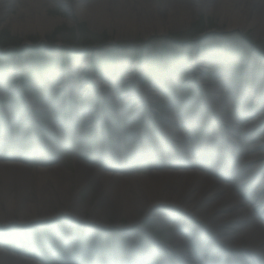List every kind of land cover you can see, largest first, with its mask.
I'll return each instance as SVG.
<instances>
[{"label": "rangeland", "instance_id": "1", "mask_svg": "<svg viewBox=\"0 0 264 264\" xmlns=\"http://www.w3.org/2000/svg\"><path fill=\"white\" fill-rule=\"evenodd\" d=\"M165 1L170 8L191 7L192 19L161 20L165 32L151 20H104L96 30L87 19L73 23L70 8L53 4L48 15L64 22L45 37L38 32L15 34L4 23L0 29V153L23 156L24 174L45 162L50 169L60 168L49 179L64 185L82 211L75 215L69 209L33 224L0 225V240L17 250L41 253L44 264H109L112 249L114 264H122L128 239H140L149 248L145 264H163L178 252L169 216L159 214L170 213L168 207L159 209L160 217H146L141 209L138 223L110 213L96 216L105 212L107 205L97 182L79 180L78 163L122 172L134 168L132 173L146 174L149 166L168 160L169 153L137 156L136 149L145 134L160 129L165 118L183 115L189 122H198L178 129L185 137L184 148L190 149V140L204 148L209 135L222 139L223 123L216 120L207 125L212 118L228 120L248 111L260 115L264 112V34H257L252 25L231 27L232 22L218 13L201 9L200 0ZM10 14L18 16L17 7ZM164 49L175 55L172 61L164 60L158 66L152 59L146 60L147 65L138 59L141 54H153L157 61ZM5 51L7 54H1ZM107 51L115 53L111 64L115 67L103 69L99 77L90 68L92 55ZM195 56L211 57L196 81L188 69ZM153 82L162 86L163 92H158V97L148 93L145 102L136 99L139 90L153 89ZM197 82L203 88L197 89ZM188 83L192 86L183 87ZM207 86L220 87L226 93L223 108L216 114L205 104L212 96ZM261 107V112H256ZM256 133H250L254 137L249 142L256 139ZM109 152L118 156L111 157ZM186 162L178 161L181 166ZM50 186L56 190L53 183ZM16 191L14 184L11 193ZM35 195L30 188L26 192L27 197ZM171 213L176 224L192 225L181 212ZM71 219H79L81 224L67 225ZM253 227L257 233L264 232L257 221ZM3 229L10 232L2 233ZM152 242L155 246L150 247ZM118 250L123 257L115 258Z\"/></svg>", "mask_w": 264, "mask_h": 264}, {"label": "bare ground", "instance_id": "2", "mask_svg": "<svg viewBox=\"0 0 264 264\" xmlns=\"http://www.w3.org/2000/svg\"><path fill=\"white\" fill-rule=\"evenodd\" d=\"M53 4H64L70 8L73 13V23L87 19L91 27L96 30L101 29L104 20L106 22L151 20L160 32H165L161 20L192 19L191 7L177 5L170 8L165 0L161 2L157 0L129 2L126 0H0V29L6 23L15 34L26 36L38 32L45 37L64 22L48 15ZM200 4L203 6L201 9L218 13L223 20L231 21V27L252 25L256 27L257 34H264V0H200ZM14 7L18 9V16L10 14ZM200 68L203 67L199 66L196 69L200 71ZM200 74L201 72L198 73ZM209 91L215 98L213 109L221 110L222 98L226 93L220 87L210 88ZM152 93L159 94L154 90ZM251 121L252 124L245 126L235 118L223 120L229 133L225 134L222 145H228L231 152H236L238 145L244 147L243 143L252 136L247 135L252 130H256L252 127L263 124L264 112ZM181 122L180 117L177 120L171 117L165 118L161 136L163 140L165 138L168 140L176 154L172 162L162 161L161 165H154L146 174L121 173L119 169L111 167H90L85 163H78L79 171L82 173L79 180L82 183L89 179L97 182L101 197L107 205L106 211L95 213L96 216L105 217L110 213L119 218L127 217L138 223L141 219L139 216L141 209L146 217H160L162 213L159 209L162 207H177L187 219L197 224V227L181 229L182 235H186L187 239L176 234L173 240L180 249L177 254L182 263L201 264L208 260L218 264L220 257L212 248H221L226 256L230 255L227 253L234 252L232 262L228 259H220V262L225 264H249V258L264 260V232L257 233L254 227L249 229L255 220L252 212L256 206L264 202V197L258 200L256 199L258 193H254L250 201H247L236 195L229 183L216 180L212 175L201 172L205 167L201 169L199 161H191L186 167L178 164L177 162L184 157L197 158V153H193L192 149L183 148L185 137L177 130L182 126ZM240 129L246 130L247 135L239 132ZM209 141L211 142L212 139ZM160 145L161 141L152 140L150 145L145 147V153L151 154L152 146L159 148ZM245 150L248 155L241 165L249 166L254 162L255 170L264 168V131L260 133L258 140L251 146L245 147ZM111 154L118 156L116 153ZM232 155L234 153H229L227 160H230ZM257 158L258 160H255ZM23 160L20 154L0 153V225L33 224L60 216L63 212L68 213L69 209L75 215L82 211V207L66 192L64 185L60 186L55 179L50 180L57 171L61 170L60 168L50 169L47 167L48 162H45L32 173L24 174ZM252 177L249 176L250 179ZM246 179L238 177L233 183L244 191L248 184L243 185L242 182ZM50 182L55 185L56 190L51 188ZM14 184L17 185V191L12 194L11 189ZM29 188L35 192L34 197L26 196ZM196 231L199 237L194 234ZM190 243L194 244L193 248ZM140 244V241L131 240L130 247L139 248ZM190 248L193 252L189 250ZM16 250L1 240L0 264H42L40 253L25 250L20 255H16L14 253ZM144 254L146 255L147 252H142L140 258H143Z\"/></svg>", "mask_w": 264, "mask_h": 264}, {"label": "trees", "instance_id": "3", "mask_svg": "<svg viewBox=\"0 0 264 264\" xmlns=\"http://www.w3.org/2000/svg\"><path fill=\"white\" fill-rule=\"evenodd\" d=\"M93 56H94V58H93V67L96 70H98V71H100V69L102 67H105V66H108L109 64H112L113 63V59H115V53L114 52H108V51L107 52L98 53V54L96 53ZM174 56L175 55H173V53L169 52L167 49H164V50H162L160 52L159 60L157 58V61L154 60L156 58L153 56V54H148L146 56L141 54V55L138 56V59H139V61L141 63H144V65H147L146 60H148V59L151 60L152 59V61L156 62L158 64V66H159L160 64H162V62L164 60L172 61ZM148 65H150V64H148ZM49 67L50 66H48L47 68H49Z\"/></svg>", "mask_w": 264, "mask_h": 264}, {"label": "water", "instance_id": "4", "mask_svg": "<svg viewBox=\"0 0 264 264\" xmlns=\"http://www.w3.org/2000/svg\"><path fill=\"white\" fill-rule=\"evenodd\" d=\"M1 54H7V51H5L4 53H1ZM196 59H197V57L195 56L194 60H196ZM52 223H54V222H52ZM75 223L81 224V221L79 219H71V220H68V222L66 224L69 226H72V224H75ZM2 232H10V231L8 229H3Z\"/></svg>", "mask_w": 264, "mask_h": 264}]
</instances>
